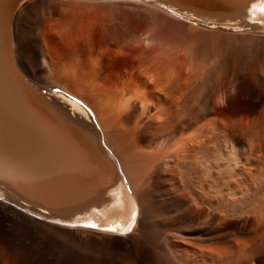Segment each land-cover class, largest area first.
Segmentation results:
<instances>
[{"label":"bare ground","instance_id":"1","mask_svg":"<svg viewBox=\"0 0 264 264\" xmlns=\"http://www.w3.org/2000/svg\"><path fill=\"white\" fill-rule=\"evenodd\" d=\"M193 15L264 32V0H0V264H264V63L230 82ZM95 208L138 218L53 223Z\"/></svg>","mask_w":264,"mask_h":264},{"label":"rangeland","instance_id":"2","mask_svg":"<svg viewBox=\"0 0 264 264\" xmlns=\"http://www.w3.org/2000/svg\"><path fill=\"white\" fill-rule=\"evenodd\" d=\"M192 18L195 21L189 22L185 20L186 22L180 24L181 31L184 34H187V39L192 35V37L188 39L190 42L193 41L198 44L202 42L201 44L209 45L213 34L212 29H223L220 39L222 40L223 37L224 44H226L225 48L226 50L228 49L227 52L229 53L230 73L228 75V80L230 82L234 80L235 69L237 68V65L240 64L243 69L242 71H244V74L248 76L252 85H255L254 87L257 88L260 87L256 70L264 63V32L260 33L255 29H258L257 26L262 24L263 21L261 19L260 21L251 20L248 17L241 18L232 16L227 19L228 21H224L223 23L218 22L217 24H210V22H213L210 19L205 21L204 18L196 15H193ZM191 22H193V25H189ZM243 24H245V26ZM177 28L179 27L177 26L176 29ZM208 31L212 32L210 33L211 36ZM261 89L264 93V88ZM263 105L261 106L262 108H264ZM231 157L238 158V155L236 152L231 151ZM0 188L4 189L2 186H0ZM1 194L2 192L0 191V201H5L6 199ZM29 213L33 214L31 212Z\"/></svg>","mask_w":264,"mask_h":264},{"label":"snow or ice","instance_id":"3","mask_svg":"<svg viewBox=\"0 0 264 264\" xmlns=\"http://www.w3.org/2000/svg\"><path fill=\"white\" fill-rule=\"evenodd\" d=\"M92 227H95V225H91Z\"/></svg>","mask_w":264,"mask_h":264}]
</instances>
